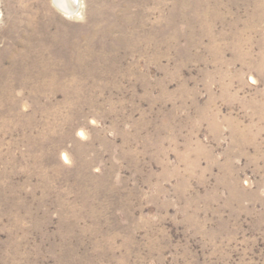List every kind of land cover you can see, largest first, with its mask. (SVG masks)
<instances>
[{"label": "rangeland", "instance_id": "obj_1", "mask_svg": "<svg viewBox=\"0 0 264 264\" xmlns=\"http://www.w3.org/2000/svg\"><path fill=\"white\" fill-rule=\"evenodd\" d=\"M0 0V264H264V0Z\"/></svg>", "mask_w": 264, "mask_h": 264}, {"label": "bare ground", "instance_id": "obj_2", "mask_svg": "<svg viewBox=\"0 0 264 264\" xmlns=\"http://www.w3.org/2000/svg\"><path fill=\"white\" fill-rule=\"evenodd\" d=\"M55 3L59 9L71 13L76 11L79 6L78 0H55Z\"/></svg>", "mask_w": 264, "mask_h": 264}]
</instances>
